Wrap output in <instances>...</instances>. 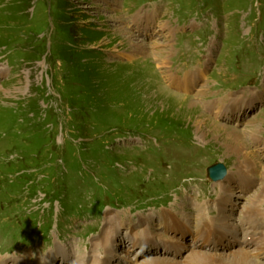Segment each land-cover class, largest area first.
Returning a JSON list of instances; mask_svg holds the SVG:
<instances>
[{"label":"rangeland","instance_id":"rangeland-1","mask_svg":"<svg viewBox=\"0 0 264 264\" xmlns=\"http://www.w3.org/2000/svg\"><path fill=\"white\" fill-rule=\"evenodd\" d=\"M195 72V90L171 81ZM251 92L260 99L239 118L205 108ZM211 124L235 131L242 152L264 165V0H0V264L47 255L49 264H236L237 252L264 264L259 243H243L247 226L202 241L155 223L162 236L132 249L128 240L148 225L124 224L112 239L119 248L100 252L106 212L134 223L163 210L193 219V206L214 208L222 186L233 196L230 228L245 219L264 175L245 170V154ZM217 163L227 176L212 183L205 169ZM165 166L181 176L170 179ZM238 170L246 187L228 182Z\"/></svg>","mask_w":264,"mask_h":264},{"label":"bare ground","instance_id":"bare-ground-1","mask_svg":"<svg viewBox=\"0 0 264 264\" xmlns=\"http://www.w3.org/2000/svg\"><path fill=\"white\" fill-rule=\"evenodd\" d=\"M135 20H137L138 23H141L145 19L141 18V17H140V19H139V17H134V21ZM132 21H130L129 19H126L125 21L120 22L119 24L124 23L122 28H124V30H126V32H127L130 29V24L132 23ZM141 27H142V29L145 28L144 25H142ZM131 35H133V32L131 33ZM127 40H128V42L133 41V39H131L130 36ZM132 45L135 46V44H132ZM142 47H143L142 45L137 44L136 47H133L134 48L133 52L135 54H141V53L145 54V52H143ZM124 55L125 54H123V56ZM154 58H155V56H154ZM160 62L161 63L159 66H164V65L167 66L166 58L160 59ZM166 68H168V66ZM200 77H202V76L198 72H195L194 74H191V75L190 74L184 75L183 79H181V80H178L176 78H172L171 81L176 88L182 90L183 92H188L191 90H195V88L198 86V80ZM183 83H184V89H181ZM186 89H188V90H186ZM164 92L168 93L167 90H163V93ZM201 92H202L201 89L196 91V96H199ZM248 94H249V92H248ZM250 94H251L250 96L244 94L245 96L242 95V96H239L237 98H230V99L228 98V96H226L225 98L218 100L216 102L212 101V102L208 103L205 106V108L207 110H209L210 113H212L213 117H218L219 115H225L229 119L233 115L239 113L237 115L239 118L241 116L240 113L242 112L243 107H246V109H249L252 107V105H254V103H256L260 99V97H259L260 94L255 93V92H253V93L251 92ZM171 96L174 97V95H171ZM175 97H177V96H175ZM179 98H180V96H179ZM182 98H184V97H182ZM246 98H249V99H246ZM213 124H211L209 126L210 127L209 129L213 131V135H214V132L215 133L216 132L217 133H219V132L220 133H222V132L226 133L227 138L225 140L228 141V144H227L228 150L232 149V152L235 151V153L237 155L245 154V159H248V162H250V163L245 162L243 165L244 169L246 170L248 168L249 170L253 171V173H251V174L255 175V176H258V175L260 176L262 174L264 175V165L257 162L256 159L254 160L253 157H252L253 159H251L250 158V156L252 155L251 153H248V152L243 153L242 152L246 149H245V147H242L243 141L240 138H238L239 135L236 134V132L233 130L227 129V130H229V131H227V130H224V128L223 129L221 128L223 126L220 127V126H216ZM221 130H223V131H221ZM236 135H238V136H236ZM229 145L231 147H229ZM175 157L180 158V155L175 154ZM184 163H185V161H184ZM183 164H182V166H183ZM165 167L167 168V166H165ZM167 171H169L168 177L169 178L171 177L170 179H174V177H173L174 175H176L178 177V174H179L181 176V173L178 169H177V174H173V171L169 170L168 168H167ZM238 171H240V170H238ZM242 172L243 171H240L237 174L233 173V176L228 178V182L229 183L234 182L236 184L238 183L239 185L241 184V185L246 187L249 181L244 176L245 172L244 173H242ZM168 177H167V180L170 181L168 179ZM233 180H235V181H233ZM222 189H223L222 186L218 189V193H217V197H218L217 199L218 200H216L214 208H211L212 205H208V206L206 205L207 207L201 206V205H194L193 206L194 212L189 213V214L194 215L193 219H191L192 216L190 218H187L185 213H182V214L176 213V215L174 216V215L170 214L169 212H166L165 210H163V211H158L155 214L149 213V214H145V215L136 216L137 221H136V223H134L132 221V219L128 220L127 217H126V222H124V217L122 219V217H120L119 215L118 216L112 215V214H108V212H106L105 217H104V222H103L102 236L100 238L101 243L99 242L101 244L100 247L103 248L105 250V252H103L102 250H100V252H102V253L108 252L109 253V251H110V254H111V251L113 252L117 248H119V245L121 244V242H115L116 244H113L112 239L119 234V227L121 225L127 224L130 226L131 230H133L137 226L146 223L148 226L145 227V229H141V230L136 231L135 234L132 235L133 238H130L128 240L129 246L132 249H136L140 243H144L143 241L151 242L154 239H156V241H157L158 237L162 236V234H164V233H168L172 229H175V231H178L181 233H185V232L188 233V231H190V232L193 231L195 234L194 237L203 241V240H206V237L208 239L209 236L212 234V232L218 233L219 229L221 231H223V229H225L224 226L227 227L225 229L226 231H223L221 234H224V232H225L226 235L230 234V236H233L234 233L239 234L240 231L243 230L244 226H247L248 230L243 235V240H244L243 243L245 244V246H248L250 244L258 242L260 248H257L256 251L257 252L260 251L261 253H263L264 252V227H262V226H264V225L261 226V224L258 222V220L260 218H262V216L264 215L263 212L260 214V208L264 207V187L262 190L263 194L259 193V196L257 197V199L253 200L249 209H247L245 219L239 220L238 227L233 228V229L230 228V227H232V225L229 226L227 216L224 215V214L228 213L226 210V207H227L226 203L233 196L230 193V191H231L230 189H225V191H223ZM192 200L196 201L194 199H192ZM206 209L209 210L210 217H212L211 219H203L204 212L206 211ZM214 210H215V213L217 214L215 217H213L214 215H212ZM154 215H155V218H154ZM156 218L158 219L159 222H155ZM194 219H195V225L192 227L191 223L193 222ZM155 223H158L157 225L162 224V226L160 228L163 232L162 234H153V231H152L150 226H153V224H155ZM157 230L158 229H156L155 231H157ZM233 238L237 239V237H233ZM158 243L161 244V242H158ZM58 245H60V244H58ZM141 246H143V245H141ZM56 247H57V245H56ZM60 248H63V247H60ZM154 249H155V246L152 245V247L146 249L145 251L146 252L147 251H153ZM61 250H58V254H56V255H59L61 252H63V250L62 251ZM237 253H238L237 256H235L234 253L232 254V257L235 260L236 264H255L253 261L252 262L250 261V258L247 256L248 254L246 255L243 252H237ZM107 256H109V255H106V257ZM191 257L195 258V255H192ZM252 257H254V260H256V258H259L260 256L258 254H254V255H252ZM53 258H54V256H52V255L50 256V259H48V257L45 256V258H42L43 260L41 259V264H49V262L53 261ZM83 263H85V262H82L81 260L78 261V264H83ZM110 263H111L110 257L105 262H103L101 259H98V258H94L93 262H92V264H110ZM39 264H40V262H39ZM142 264H153V261L149 260L147 262H143Z\"/></svg>","mask_w":264,"mask_h":264},{"label":"water","instance_id":"water-1","mask_svg":"<svg viewBox=\"0 0 264 264\" xmlns=\"http://www.w3.org/2000/svg\"><path fill=\"white\" fill-rule=\"evenodd\" d=\"M226 175V169L221 164H216L208 170V176L212 181H220Z\"/></svg>","mask_w":264,"mask_h":264},{"label":"clouds","instance_id":"clouds-1","mask_svg":"<svg viewBox=\"0 0 264 264\" xmlns=\"http://www.w3.org/2000/svg\"><path fill=\"white\" fill-rule=\"evenodd\" d=\"M13 255H17V256H21L22 257V255H18L17 253H13Z\"/></svg>","mask_w":264,"mask_h":264}]
</instances>
